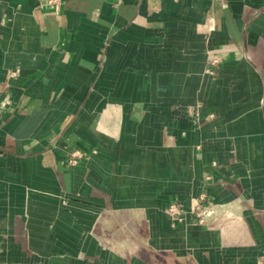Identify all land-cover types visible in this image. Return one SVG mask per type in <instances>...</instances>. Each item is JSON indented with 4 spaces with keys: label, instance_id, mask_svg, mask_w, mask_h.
<instances>
[{
    "label": "crops",
    "instance_id": "0c3cea01",
    "mask_svg": "<svg viewBox=\"0 0 264 264\" xmlns=\"http://www.w3.org/2000/svg\"><path fill=\"white\" fill-rule=\"evenodd\" d=\"M0 264H264V0H0Z\"/></svg>",
    "mask_w": 264,
    "mask_h": 264
},
{
    "label": "rangeland",
    "instance_id": "374dc122",
    "mask_svg": "<svg viewBox=\"0 0 264 264\" xmlns=\"http://www.w3.org/2000/svg\"><path fill=\"white\" fill-rule=\"evenodd\" d=\"M8 75L11 77L16 75V73L15 71H10ZM28 117L29 116H27L26 119ZM71 152L72 151L69 152L68 164L75 165L77 162H73L72 157H70ZM193 199H195L196 202L194 205L192 204ZM173 204H175V208L171 209V205ZM164 210L169 216L170 223L173 227H176L178 224H189V214L192 215L190 224L207 227H224L226 224L224 218H222L226 213L224 205L213 203L206 192H202L197 197L191 198L189 205L178 200L171 201Z\"/></svg>",
    "mask_w": 264,
    "mask_h": 264
},
{
    "label": "built area",
    "instance_id": "2783aa9c",
    "mask_svg": "<svg viewBox=\"0 0 264 264\" xmlns=\"http://www.w3.org/2000/svg\"><path fill=\"white\" fill-rule=\"evenodd\" d=\"M83 156V153L79 150H72L71 154H70V157H72V160L73 162H77L76 160L81 158ZM195 202V199H193V205H194ZM175 208V204L171 205V209H174Z\"/></svg>",
    "mask_w": 264,
    "mask_h": 264
}]
</instances>
